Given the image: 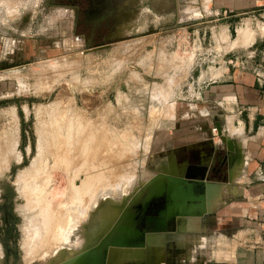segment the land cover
I'll return each instance as SVG.
<instances>
[{"label":"rangeland","instance_id":"374dc122","mask_svg":"<svg viewBox=\"0 0 264 264\" xmlns=\"http://www.w3.org/2000/svg\"><path fill=\"white\" fill-rule=\"evenodd\" d=\"M208 1L0 0V178L10 184L12 202L22 214L16 218V241L21 243L16 264H105L110 256L132 257L137 249L148 264H179L175 254L187 251L195 231L207 227L211 203L182 198L171 188L202 178L206 168L194 166L193 173L182 176L170 170V161L166 168L171 150L165 141L180 126L175 122L180 111L192 102L190 83L217 60L210 40L216 39L217 49L226 51L222 42L227 40L229 48L249 42L256 23L253 11L236 17V33L210 29L221 20L208 13ZM197 22L204 41L196 44ZM12 23L20 27H15L16 38ZM241 27L246 33H240ZM88 134L95 135V143L90 137L82 144L80 138ZM39 135L47 149L59 148L62 139L73 136L68 147L79 153L77 158L81 155L72 162L75 167L54 160L56 155L47 149L39 155L37 164L48 185L37 192L47 190L41 195L55 207L68 197L71 177L76 176L75 185L83 174L96 181L89 212L86 209L87 217L91 213L87 235L89 231L94 241L64 262L61 249L54 251L55 257L51 253L53 258L47 249L40 251L45 233L36 210L26 206L19 178L22 169H31ZM66 171L72 176L66 178ZM204 186L196 184L194 192ZM2 254L0 250V260Z\"/></svg>","mask_w":264,"mask_h":264},{"label":"crops","instance_id":"0c3cea01","mask_svg":"<svg viewBox=\"0 0 264 264\" xmlns=\"http://www.w3.org/2000/svg\"><path fill=\"white\" fill-rule=\"evenodd\" d=\"M207 9L216 16L213 20H221L210 29L228 34L236 32L238 15L256 12L255 34L253 40L231 46L237 50L228 56L227 40L221 45L226 51L217 49L216 39L210 40L217 60L200 69L190 83L192 102L188 110L180 111L181 118L175 119L180 126L165 141L171 150L165 157L166 168L170 161V170H179L174 173L182 176L193 173L194 166L204 167L209 183L216 184L196 193L192 182L181 181L174 187L171 183L174 194L211 203L207 227L196 230L189 249H179L182 255L175 257L179 264H264V30L260 28L264 0H209ZM12 24L16 38L18 26ZM196 28L197 44L204 35L198 34V22ZM216 123L234 141V150L214 147L219 143L216 131L212 132Z\"/></svg>","mask_w":264,"mask_h":264},{"label":"bare ground","instance_id":"6f19581e","mask_svg":"<svg viewBox=\"0 0 264 264\" xmlns=\"http://www.w3.org/2000/svg\"><path fill=\"white\" fill-rule=\"evenodd\" d=\"M247 23V22H246ZM244 24V23H243ZM246 25V24H245ZM240 27V26H239ZM242 27H243V25H242ZM241 27V29L239 28V30H240V33L241 32H243L245 29L244 28H242ZM244 27H246V26H244ZM223 28V27H222ZM260 28H261V30H264V25H261L260 26ZM259 28V29H260ZM220 29V28H219ZM248 29V28H247ZM238 30V29H237ZM250 30H252V29H250ZM247 31H249V30H247ZM245 33H246V30L244 31ZM221 33V32H220ZM236 33V32H235ZM239 33V34H240ZM237 34H238V31H237ZM250 34V36H249V39L251 40L253 37H254V34H255V31L253 30V31H251V33H249ZM241 35V34H240ZM244 35V34H243ZM242 35V36H243ZM247 35V34H246ZM244 38L245 37H247V36H243ZM234 40V39H233ZM242 40V39H241ZM246 40V39H245ZM244 40V41H245ZM247 40H248V38H247ZM249 40V41H250ZM253 40V39H252ZM235 41H233V43H234ZM242 42V41H241ZM240 42V43H241ZM232 43V44H233ZM234 45V44H233ZM232 46V45H231ZM35 72V71H34ZM52 78V77H51ZM45 85V84H44ZM79 89H81V88H79ZM71 98V97H70ZM93 100V99H92ZM66 104V103H65ZM53 105V104H52ZM59 105V104H58ZM67 105V104H66ZM53 108H54V106H53ZM55 109V108H54ZM52 110V109H51ZM61 110V109H60ZM36 111V110H35ZM59 111V110H58ZM55 112V111H54ZM46 113V112H45ZM81 113V112H80ZM66 114V113H65ZM43 115V114H42ZM58 115V114H57ZM63 115V114H62ZM60 117V116H59ZM47 118V117H46ZM79 118V117H78ZM80 119V118H79ZM49 121V120H48ZM70 121V120H69ZM78 122H80V121H78ZM91 122V121H90ZM83 123V122H82ZM72 124H74V123H72ZM84 124V123H83ZM46 125V124H45ZM55 125V124H54ZM80 125V124H79ZM86 125V124H85ZM97 125V124H96ZM102 125V124H101ZM47 126V125H46ZM49 126H50V124H49ZM48 126V127H49ZM58 127V126H57ZM88 127V126H87ZM43 128V127H42ZM47 128V127H46ZM82 128H83V126H82ZM86 127H84V129H85ZM11 129V128H10ZM71 129V128H70ZM81 129V128H80ZM88 129V128H87ZM74 130V129H73ZM76 130H77V127H76ZM79 130V129H78ZM50 131V130H49ZM64 131V130H63ZM69 131V130H68ZM89 131V130H88ZM103 131H104V129H103ZM60 132V131H59ZM77 132V131H76ZM52 133H55V132H53L52 131ZM66 133V132H65ZM64 133V134H65ZM70 133V132H69ZM84 133V132H83ZM88 133V132H87ZM43 134V133H42ZM91 134V133H90ZM90 134H88V135H86V137H84V139L82 140V138H80L81 139V142H82V144H85V141L86 140H88V141H91V138H92V140L93 141H91V142H93V143H95V139H93V137L92 136H94L95 137V135H90ZM53 135V134H52ZM55 135V134H54ZM99 135H101V134H99ZM105 135V134H104ZM57 136V135H56ZM81 136H82V134H81ZM84 136H85V134H84ZM12 137V136H11ZM45 137V136H44ZM51 137V136H50ZM72 138H73V136H71ZM70 137V138H71ZM91 137V138H90ZM100 137H102V136H100ZM103 137H105V136H103ZM41 138H42V136L41 135H39V137H38V145H37V152H36V156L33 158V160L31 161V169H28V171H27V169H25L24 168V170L22 169V172L19 174V178H21L23 181H22V187H23V191L22 192H24L25 194L24 195H26V202H27V204H26V206L28 207V208H30V209H35L36 210V213H37V215H38V225L40 226L39 228H41V229H43V231H44V233H45V236H44V239L42 240V247H40L41 249H40V251H43L44 250V248H45V250L47 249L48 251H47V254L46 255H50L51 256V253H52V256H53V254H55L56 252H58V249H59V251H60V249H61V254H62V257H60L61 259H62V261L61 262H64L66 259H73V257L74 256H72L73 254H75L76 252L78 253L79 251H80V249H81V247L82 246H84V245H90L93 241H94V238H93V236H91V234H89V231H88V235H87V228H90L89 227V225L91 224V223H89V220H86V218H89L90 217V215H91V213H90V215H89V217H87L86 216V212H87V206H90L89 204H91L92 202H93V197L92 196H90V193H91V191H93V189L94 188H97V187H95V183H96V181H95V179L93 178V177H87V178H85L84 179V174H83V178H81V177H79L80 179H82V180H80V181H78L77 179V185H75L74 184V182H73V178L74 177H76V176H74V174H73V176L74 177H71L70 178V185H69V187H67L68 188V197H66V199H64V201L62 200V202L60 201V204H58V206H56L55 207V205L53 204V202L51 203L50 202V200H48L49 199V197H46V195L45 194H47V193H45V192H37L38 191V188H39V190H42L43 191V187H47L46 185H48V178H46V177H48L46 174L44 175V172H42L41 173V171L42 170H44V169H39V163H38V157H39V155L43 152V151H45L47 148H45L46 146H45V143H43L42 141H41ZM57 138H58V136H57ZM68 136H66L64 139H62V137H61V141L59 140V138H58V140L60 141L59 143H58V145H59V148H51V145L49 146V145H47V146H49L50 148L49 149H47L48 150V152L47 153H51V156H52V154H53V156L55 157V155H56V157H55V159L54 160H58V162H60V163H63L64 165H65V167H66V165L68 166V164H70L69 165V167L70 166H73V161H74V163H76V160L81 156H79L78 158L76 157V155L77 154H79V153H76V155H75V153H73L74 151H72V148H69L68 147V145L70 144V142L73 140H71ZM9 139V138H8ZM44 139V138H43ZM80 139H78V140H80ZM105 139V138H104ZM103 139V140H104ZM46 140V139H45ZM78 140H76V141H78ZM100 140V138H98V141ZM87 141V142H88ZM98 141H97V144H98ZM43 144H42V143ZM58 142V141H57ZM84 142V143H83ZM91 142H89V143H91ZM100 142H102V141H100ZM105 142H107V141H105ZM4 143H6V142H4ZM75 143V142H74ZM104 143V142H103ZM108 143V142H107ZM48 144V143H47ZM88 143H86V145H87ZM92 144V143H91ZM90 144V145H91ZM110 144V143H109ZM78 145H81V144H78ZM89 145V144H88ZM2 146V145H1ZM4 146H6L5 144H4ZM76 146V145H75ZM92 147L94 146V145H91ZM3 147V146H2ZM2 147H1V149H2ZM77 147V146H76ZM79 147V146H78ZM81 147H85V145H81ZM80 147V148H81ZM90 147V146H89ZM96 147H97V145H96ZM95 147V148H96ZM103 147H104V145H103ZM73 148H75V147H73ZM95 148H93V150H91V149H88V150H91V151H94V149ZM53 149V150H52ZM97 149H98V147H97ZM97 149H95V150H97ZM2 150H4V148L2 149ZM46 150V151H47ZM79 150V149H78ZM83 149H81V151H82ZM86 151H87V149H85ZM5 151V150H4ZM77 151V150H76ZM80 151V150H79ZM81 151H80V153H81ZM88 152V151H87ZM99 151H97V153H98ZM1 153H2V151H1ZM44 153H46V152H44ZM43 153V154H44ZM100 153V152H99ZM7 154V153H6ZM83 155V154H82ZM96 155V154H95ZM6 158H7V155H4ZM4 156L2 155V159H4ZM18 156V155H17ZM41 156V155H40ZM43 156V155H42ZM41 156V157H42ZM78 156V155H77ZM85 156V155H84ZM89 156V155H88ZM104 156V155H103ZM110 156V155H109ZM53 157V158H54ZM96 157V156H95ZM98 157V156H97ZM0 158H1V156H0ZM45 158V157H44ZM43 158V159H44ZM57 158V159H56ZM85 158V157H84ZM18 159H19V156H18ZM81 159H82V157H81ZM80 159V160H81ZM86 159V158H85ZM89 159V158H88ZM53 160V159H52ZM93 160V159H92ZM82 161V160H81ZM85 161V160H84ZM97 161V160H96ZM6 162V161H5ZM55 162H57V161H55ZM83 162V161H82ZM38 163V164H37ZM77 163H79V162H77ZM89 163V162H88ZM87 163V164H88ZM94 163V162H93ZM2 164V163H1ZM46 164V163H45ZM72 164V165H71ZM95 164H97V163H95ZM51 165V164H50ZM56 165V164H55ZM82 165V168H85V167H83V163L81 164ZM84 165H86V164H84ZM91 165V164H90ZM6 166V165H5ZM42 166H44L43 164H42ZM51 166H53V164L51 165ZM61 166V165H60ZM76 165H74L73 167H75ZM78 166L79 165H77V169H78ZM98 166V165H97ZM96 166V167H97ZM47 167V166H46ZM49 167V166H48ZM81 167V166H80ZM87 167V166H86ZM0 168H1V166H0ZM3 168V167H2ZM42 168V167H41ZM89 168H90V166H89ZM91 168H92V166H91ZM69 169V168H68ZM71 169H73V168H70V170ZM76 169V171L78 172L79 170H77ZM93 169V168H92ZM95 169V168H94ZM26 170V171H25ZM30 170V171H29ZM66 170H67V168H66ZM91 170V169H90ZM112 170V169H111ZM46 171V170H45ZM67 171H69V170H67ZM66 171V174L68 175H66L67 177L66 178H69L70 177V174H71V176H72V173H70L69 174V172H71V171H69V172H67ZM75 173V175H77V174H79V172L78 173ZM80 172H82V170L80 171ZM88 172H90V171H88ZM94 171H91L90 173H93ZM74 173V172H73ZM95 173V172H94ZM49 175V174H48ZM97 175V174H96ZM98 175H99V173H98ZM120 175V174H119ZM111 176V175H110ZM114 176V175H113ZM44 178V180H40V183H39V178ZM78 177V176H77ZM96 177V176H95ZM97 177H99V176H97ZM52 178V177H51ZM78 178V179H79ZM98 179V178H97ZM100 179V178H99ZM103 179V178H102ZM143 179V178H142ZM67 180H69V179H67ZM37 181H38V183H37ZM42 181H43V183H42ZM47 181V182H46ZM99 181V180H98ZM45 183H46V185H45ZM75 183H76V181H75ZM100 184V183H99ZM42 188H41V187ZM98 186V185H97ZM21 187V186H20ZM99 187V186H98ZM41 188V189H40ZM66 188V189H67ZM47 189V188H46ZM102 192V191H101ZM41 193H45V194H43V195H41ZM97 193V192H96ZM100 193V192H99ZM23 195V196H24ZM44 196L45 195V198L46 199H43V197L41 198V196ZM93 195V194H92ZM98 195V194H97ZM48 196V195H47ZM65 196H66V194H65ZM102 196V195H101ZM93 198V199H92ZM96 198V197H95ZM96 199H98V198H96ZM96 201H98V200H96ZM56 203H58V202H56ZM55 203V204H56ZM95 205H97V203L95 204ZM99 205V204H98ZM99 207L97 206L96 207V211H97V209H98ZM89 209L90 208H88V212H89ZM91 209H93L94 210V206H93V208H91ZM92 210V211H93ZM99 210V209H98ZM91 212V211H90ZM94 212H95V210H94ZM99 212V211H98ZM92 227H93V225H92ZM35 228H36V226H35ZM34 228V229H35ZM92 230V229H91ZM82 232V233H81ZM86 232V233H85ZM89 237V238H88ZM50 242H52L53 244H50ZM58 247H57V246ZM54 246V247H53ZM59 246H61V247H59ZM52 248V251L51 250H49V249H51ZM54 251H56L55 253H54ZM60 253V252H59ZM72 253V254H71ZM76 253V254H77ZM57 254V253H56ZM55 254V255H56ZM55 255L53 256V257H55ZM58 255V254H57ZM51 256V257H52ZM52 257V258H53ZM57 257V256H56ZM60 262V263H61Z\"/></svg>","mask_w":264,"mask_h":264},{"label":"flooded vegetation","instance_id":"af4514ba","mask_svg":"<svg viewBox=\"0 0 264 264\" xmlns=\"http://www.w3.org/2000/svg\"><path fill=\"white\" fill-rule=\"evenodd\" d=\"M216 172L222 175L219 168ZM9 186L7 180L0 178V250L3 253L0 264H16L18 255L15 251L21 244L16 241L15 230L16 218L22 217V214L17 208L18 203L14 205L12 202ZM138 251L137 249L132 257H113L105 264H148L145 255Z\"/></svg>","mask_w":264,"mask_h":264},{"label":"water","instance_id":"95a60500","mask_svg":"<svg viewBox=\"0 0 264 264\" xmlns=\"http://www.w3.org/2000/svg\"><path fill=\"white\" fill-rule=\"evenodd\" d=\"M216 136L219 139V143L214 145V147L216 149H218L219 147L220 148H228L229 150H234L235 149L234 141L230 138V136H228V134H225L223 132V130H222V128H221L219 123H216ZM205 171L206 170H204V173H205L204 176H203L204 179L202 177V178H199V179L197 178L196 179L197 181H195V180L194 181L193 180L187 181V182H192L193 183V185H192L193 187H195L196 184L200 185V186H204L205 185L202 190L197 191L196 193L206 192L207 188L210 187V185H211V187H216V184H210L209 183L210 180H209L208 176H206V172ZM190 176H191V174H190ZM183 181H185V180H183ZM203 181H205L206 183H204ZM111 250H113V248H111ZM110 254L112 255V253H110ZM118 256H120V255H117L116 257H118ZM111 258H113V257L110 256L109 259H111Z\"/></svg>","mask_w":264,"mask_h":264},{"label":"built area","instance_id":"2783aa9c","mask_svg":"<svg viewBox=\"0 0 264 264\" xmlns=\"http://www.w3.org/2000/svg\"><path fill=\"white\" fill-rule=\"evenodd\" d=\"M215 131H216V128H215V127H213V128H212V132H215Z\"/></svg>","mask_w":264,"mask_h":264}]
</instances>
